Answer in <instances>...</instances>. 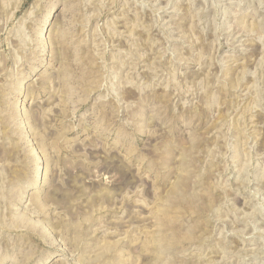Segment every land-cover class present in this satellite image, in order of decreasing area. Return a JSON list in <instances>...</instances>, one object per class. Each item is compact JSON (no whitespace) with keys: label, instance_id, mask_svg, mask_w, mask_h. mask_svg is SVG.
<instances>
[{"label":"rangeland","instance_id":"374dc122","mask_svg":"<svg viewBox=\"0 0 264 264\" xmlns=\"http://www.w3.org/2000/svg\"><path fill=\"white\" fill-rule=\"evenodd\" d=\"M0 264H264V0H0Z\"/></svg>","mask_w":264,"mask_h":264}]
</instances>
